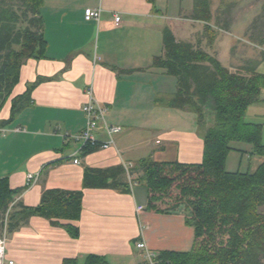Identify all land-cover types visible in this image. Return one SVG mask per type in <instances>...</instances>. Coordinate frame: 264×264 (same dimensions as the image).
<instances>
[{
	"label": "crops",
	"instance_id": "crops-1",
	"mask_svg": "<svg viewBox=\"0 0 264 264\" xmlns=\"http://www.w3.org/2000/svg\"><path fill=\"white\" fill-rule=\"evenodd\" d=\"M171 1L155 0L151 5L147 0H42L43 52L23 63L0 110V179L13 190H23L15 198L19 205L36 207L46 192L80 193V211L75 220L30 216L7 229V260L83 264L88 255H96L108 264H142V251L135 247L139 242L153 254L191 250L194 229L184 210H147V190L135 183L142 160L202 161L204 130L196 115L168 106L176 79L151 67L153 58L162 55L161 29L168 27L177 41L199 43L230 71L257 58L243 44L231 46L230 31H216L214 26L216 37L208 46L201 37L202 23L189 19L191 11L180 14L182 0ZM87 8L101 10L98 23L84 20ZM173 12L178 18L168 17ZM114 13L121 17L119 26L113 25ZM221 46L226 50L224 61L219 57ZM88 88L107 110L93 131L95 139H112L113 144L84 152L72 137L86 126L82 108ZM27 90L25 106L9 121L11 99ZM104 126L121 131L108 136ZM88 170L109 172V187L85 186ZM27 175L36 176L28 187ZM66 225L76 230V237L67 233Z\"/></svg>",
	"mask_w": 264,
	"mask_h": 264
},
{
	"label": "trees",
	"instance_id": "trees-1",
	"mask_svg": "<svg viewBox=\"0 0 264 264\" xmlns=\"http://www.w3.org/2000/svg\"><path fill=\"white\" fill-rule=\"evenodd\" d=\"M217 1L213 12L211 0H193L189 16L190 20L202 23L208 46L216 37L212 23L217 22L218 16L227 14L237 0ZM41 2L0 0V110L18 81L23 63L40 57L43 52ZM147 2L155 4V0ZM161 36L162 55L153 58L151 67L176 79L177 89L168 99V106L193 112L204 136L200 164L142 160L136 166L140 173L135 183L147 190V210L167 213L182 208L194 229L189 252H160L156 261L158 264H264L262 125L244 120L249 106L264 103L261 97L264 75L257 72L258 61L249 60L230 71L199 43L177 41L168 27H162ZM263 43L264 40L258 46ZM28 94L29 90L11 99L9 121L25 106ZM232 143L248 145V157L259 158L254 171L225 170L227 156L233 151ZM82 149L90 152L94 148L86 145ZM120 173L121 170L114 178ZM107 174V171L88 170L84 184L109 187L105 182ZM115 186L126 191L123 184L115 183ZM22 191L11 189L6 179H0V232L4 222L12 230L30 216L75 220L79 215L80 193L46 192L36 207L29 208L16 203L15 198ZM65 230L76 237L72 226L66 225ZM62 264L77 262L64 260ZM83 264L108 263L101 256L88 255Z\"/></svg>",
	"mask_w": 264,
	"mask_h": 264
},
{
	"label": "rangeland",
	"instance_id": "rangeland-1",
	"mask_svg": "<svg viewBox=\"0 0 264 264\" xmlns=\"http://www.w3.org/2000/svg\"><path fill=\"white\" fill-rule=\"evenodd\" d=\"M211 3L212 11L214 12L217 9L218 1L211 0ZM192 6L193 0H182L180 14H188L192 11ZM168 17L170 19L178 18L177 12L169 13ZM212 26L215 27L216 31H230L231 34L229 35L231 36L227 38L231 46L238 45L239 47V44H243L242 46L251 50L250 56H255L258 61L257 72L264 75V43L258 47V44L264 40V0H237L227 14L217 17V22H213ZM200 33H202L201 37L208 41L207 33L204 32L203 26ZM254 47L256 48L254 49ZM221 48L219 57L224 61L223 58L226 50L223 46H221ZM252 50H254V52H252ZM261 97L264 99V91ZM244 120L248 123L262 124L261 142L264 145V103L249 106L246 110ZM230 146L233 151L229 153L225 162V169L227 171L232 173H246L251 171L253 167H256L259 158L247 157L248 145L232 143Z\"/></svg>",
	"mask_w": 264,
	"mask_h": 264
},
{
	"label": "built area",
	"instance_id": "built-area-1",
	"mask_svg": "<svg viewBox=\"0 0 264 264\" xmlns=\"http://www.w3.org/2000/svg\"><path fill=\"white\" fill-rule=\"evenodd\" d=\"M101 15V10L97 9H90L87 8L83 12V18L86 22H95L98 23ZM113 25L119 26L121 23V17L118 13H114L112 15ZM86 96L88 98L87 103L83 106L82 112L86 119V126L84 130L73 136L72 139L81 144V146H90V147H100L102 149H106L113 144V140L110 139L107 143H98L95 139L93 134L94 129L97 127L98 123L104 120V116L106 113V108L101 107L98 105L96 100L93 98L92 89L88 88L86 90ZM105 132L108 136H112L114 134H118L121 129L119 127H108L104 126ZM74 164H78V160L73 161ZM36 181L35 175H27L26 177V186H30L34 184ZM142 208L138 207L137 211H141ZM6 234H7V225L4 222L2 230L0 232V264H16L12 260H7L5 257V250H6ZM137 250L142 251V264H158L156 261V254L151 253L146 245L143 242L136 243L135 245Z\"/></svg>",
	"mask_w": 264,
	"mask_h": 264
}]
</instances>
